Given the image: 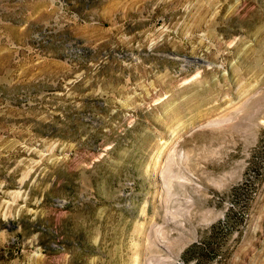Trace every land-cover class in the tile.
<instances>
[{
  "label": "rangeland",
  "instance_id": "obj_1",
  "mask_svg": "<svg viewBox=\"0 0 264 264\" xmlns=\"http://www.w3.org/2000/svg\"><path fill=\"white\" fill-rule=\"evenodd\" d=\"M0 264H264V0H0Z\"/></svg>",
  "mask_w": 264,
  "mask_h": 264
}]
</instances>
